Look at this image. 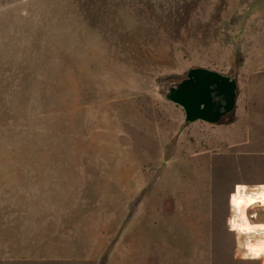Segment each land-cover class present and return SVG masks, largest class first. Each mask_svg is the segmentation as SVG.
<instances>
[{"label":"rangeland","instance_id":"obj_1","mask_svg":"<svg viewBox=\"0 0 264 264\" xmlns=\"http://www.w3.org/2000/svg\"><path fill=\"white\" fill-rule=\"evenodd\" d=\"M198 67L238 81L215 124L165 97ZM237 183H264V0H0V264H262Z\"/></svg>","mask_w":264,"mask_h":264},{"label":"water","instance_id":"obj_2","mask_svg":"<svg viewBox=\"0 0 264 264\" xmlns=\"http://www.w3.org/2000/svg\"><path fill=\"white\" fill-rule=\"evenodd\" d=\"M237 80L208 68H192L181 82L172 84L166 99L180 107L186 114V121L218 123L232 112L237 103ZM224 97V111H215L214 98Z\"/></svg>","mask_w":264,"mask_h":264},{"label":"clouds","instance_id":"obj_3","mask_svg":"<svg viewBox=\"0 0 264 264\" xmlns=\"http://www.w3.org/2000/svg\"><path fill=\"white\" fill-rule=\"evenodd\" d=\"M228 205L227 229L235 234L237 257L264 264V222L254 223L259 216L257 209L264 210V183H237L229 194Z\"/></svg>","mask_w":264,"mask_h":264},{"label":"flooded vegetation","instance_id":"obj_4","mask_svg":"<svg viewBox=\"0 0 264 264\" xmlns=\"http://www.w3.org/2000/svg\"><path fill=\"white\" fill-rule=\"evenodd\" d=\"M232 77V76H231ZM170 87V86H169ZM169 89V88H168ZM168 91V90H167ZM214 101L216 102V108H215V111H224V104H225V98L224 97H216L214 98ZM182 108V107H181ZM183 109V108H182ZM184 110V109H183ZM185 112V111H184ZM228 115V114H227ZM185 117H186V114H185ZM225 117V116H224ZM223 117V118H224ZM188 122V121H187ZM197 122V121H196ZM201 122H204V121H201ZM205 123H208V122H205ZM212 124V123H210ZM215 124V123H214Z\"/></svg>","mask_w":264,"mask_h":264},{"label":"crops","instance_id":"obj_5","mask_svg":"<svg viewBox=\"0 0 264 264\" xmlns=\"http://www.w3.org/2000/svg\"><path fill=\"white\" fill-rule=\"evenodd\" d=\"M221 73V72H220ZM226 75V74H225ZM230 76V75H229ZM237 80V79H236ZM237 86H238V81H237Z\"/></svg>","mask_w":264,"mask_h":264}]
</instances>
